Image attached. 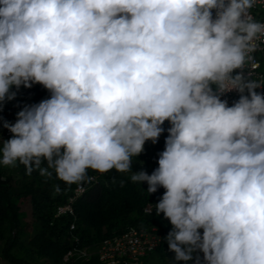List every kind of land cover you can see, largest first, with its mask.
<instances>
[{"label": "clouds", "instance_id": "clouds-1", "mask_svg": "<svg viewBox=\"0 0 264 264\" xmlns=\"http://www.w3.org/2000/svg\"><path fill=\"white\" fill-rule=\"evenodd\" d=\"M257 2L0 0V105L13 87L51 93L3 122L0 165L83 191L89 170L131 172L168 121L158 168L131 181L166 190L154 206L175 260L264 264V79L246 70L264 45Z\"/></svg>", "mask_w": 264, "mask_h": 264}, {"label": "trees", "instance_id": "trees-1", "mask_svg": "<svg viewBox=\"0 0 264 264\" xmlns=\"http://www.w3.org/2000/svg\"><path fill=\"white\" fill-rule=\"evenodd\" d=\"M46 90L40 84H34L31 88L21 86L19 90L15 87L10 89V92H16V97L11 101L6 100L0 107V140L6 141L12 137V134L5 136L7 129L3 127V122L12 124L14 112L17 118V113L25 106L39 104ZM161 127L164 131L158 141L155 144L146 143L143 152L133 159L140 171L148 175L159 166L150 159L158 160L164 151L163 140L168 136L171 125L165 121ZM155 152L158 155H154ZM144 159L154 164L151 171L148 170L149 164L142 162ZM42 167H46V164ZM2 174L0 169V257L10 264H60L72 246L69 226L73 217L64 215L55 218L54 215L57 207L67 203L68 198L74 194L77 185L69 186L59 181L55 172L51 178L41 176L39 171L27 175L24 166L19 164L7 177H2ZM88 174L96 177V183L84 184L85 192L72 206L76 217L73 233L81 244L96 246L103 239L119 234L127 227H156L162 241L156 251L144 259L147 264L152 260L159 264H195L194 261H176L175 253L169 251L164 238L172 230V225L162 213L159 216L156 212L149 216L143 214L144 206L159 202L156 195L147 192L146 182L133 183L131 176L115 170L102 175L89 170ZM57 185L59 191L56 190ZM27 208L30 212L29 222L25 220ZM32 228H35L34 234L25 246H21L20 239L28 235ZM198 231L203 234L202 229ZM78 264L100 262L94 255L88 262L80 261Z\"/></svg>", "mask_w": 264, "mask_h": 264}, {"label": "built area", "instance_id": "built-area-1", "mask_svg": "<svg viewBox=\"0 0 264 264\" xmlns=\"http://www.w3.org/2000/svg\"><path fill=\"white\" fill-rule=\"evenodd\" d=\"M251 11L256 20L264 22V0H258ZM213 16H215V13H213ZM254 56V61L250 65H246V70L252 73L251 78L259 81L264 79V45L261 46V50L255 53ZM257 91L264 95V89H257ZM221 98L227 100L228 106H231L239 98V94L233 91L225 94ZM11 134L7 130L5 136L8 137ZM165 139L163 140L164 147ZM150 142L152 141H146L145 144ZM154 155H158L157 152ZM91 183H96V177ZM83 189L81 191L76 186L74 194L68 198L67 203L57 207L54 215L55 218L64 215L73 217V221L69 226V239L72 246L62 257L60 264H78L80 261L88 262L94 255H96L100 264H147L144 259L154 253L162 241V237L156 227L147 229L127 227L123 232L103 239L96 246L90 247L81 244L79 238L73 233L76 217L74 216L72 206L85 192L86 188L84 185ZM142 212L145 216L154 214L156 212L154 204H147L143 207ZM156 237L160 239L159 243H156ZM197 254L200 256L201 263L205 264L203 253L198 252Z\"/></svg>", "mask_w": 264, "mask_h": 264}, {"label": "rangeland", "instance_id": "rangeland-1", "mask_svg": "<svg viewBox=\"0 0 264 264\" xmlns=\"http://www.w3.org/2000/svg\"><path fill=\"white\" fill-rule=\"evenodd\" d=\"M51 97V93L48 91V90H46L45 92H44V94H43V97H42V101L43 100H46V99H49ZM0 107H1V105H0ZM15 114H16V112H14L12 115H14V117H13V123L12 124H14L15 122H16V119L17 118H15ZM1 132H2V130H0V136H1ZM0 158H2V156H0ZM134 159V158H133ZM150 160H152L153 162H154V164L155 165H158V160H156V159H150ZM134 162V161H133ZM142 162H144V164L145 165H148L149 163V161H147V160H143ZM141 162V163H142ZM154 164H149L148 165V170L149 171H151V169H152V167H153V165ZM144 166V165H143ZM15 167H6V166H2V165H0V169L3 171V174H2V177H7L9 174H11L12 173V171H13V169H14ZM130 171L132 172V173H139V172H141L140 171V169H139V167H137L134 163H132V166H131V169H130ZM131 172H127V173H124V174H126V175H129V176H131L132 175V173ZM165 189H163L162 187H161V189H160V191L158 190L156 193H154L153 195H156L157 196V198H159V200L161 199V197H162V195L164 194V192L166 191H164ZM159 195V196H158ZM25 220L27 221V222H29L30 221V212H29V208H27V217L25 218ZM34 232H35V228H32V229H29V233H28V235H26V236H24V237H22L21 239H20V245L21 246H25L26 244H27V242H28V240H29V238L34 234ZM149 264H159V263H157V261H155V260H152V261H150V262H148ZM0 264H10V263H8L7 261H5L4 259H2L1 257H0Z\"/></svg>", "mask_w": 264, "mask_h": 264}]
</instances>
